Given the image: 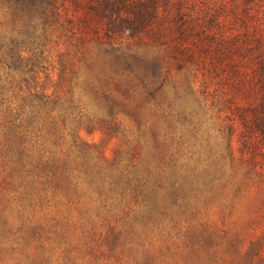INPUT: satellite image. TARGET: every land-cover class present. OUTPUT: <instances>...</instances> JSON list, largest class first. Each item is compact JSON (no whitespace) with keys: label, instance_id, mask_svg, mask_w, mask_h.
I'll return each mask as SVG.
<instances>
[{"label":"trees","instance_id":"obj_1","mask_svg":"<svg viewBox=\"0 0 264 264\" xmlns=\"http://www.w3.org/2000/svg\"><path fill=\"white\" fill-rule=\"evenodd\" d=\"M79 87L107 121L87 118ZM190 87L213 133L184 108ZM117 109L136 132L147 114V155L137 141L111 159L105 147L92 159L48 146L68 120L110 141ZM0 135L12 164L0 191L19 202L15 218L0 209V264H44L25 246L41 242L33 212L49 192L87 195L108 238L151 206L149 192L166 194L177 210L159 215L177 228L179 264H264V0H0ZM252 190L262 210L213 221L211 206Z\"/></svg>","mask_w":264,"mask_h":264},{"label":"rangeland","instance_id":"obj_2","mask_svg":"<svg viewBox=\"0 0 264 264\" xmlns=\"http://www.w3.org/2000/svg\"><path fill=\"white\" fill-rule=\"evenodd\" d=\"M47 73L48 71L41 70L38 76L40 79L37 82L42 83ZM48 85L47 82L46 86ZM79 90H81L80 104L84 107L87 118L92 122L97 119L107 121L109 118L106 112L100 110L93 98L82 92V88L79 87ZM190 90L192 98L184 108L196 111L203 129L213 133L207 108L192 87ZM50 92L48 91V94ZM115 115L118 124L111 127L110 141H107L102 132L89 133L90 128H87L86 125H82L78 130L77 123L68 120L62 130L57 128L56 131L50 130V132L55 131V134L49 138L48 146L52 151L62 154L60 156L73 155L79 147L86 152L88 158L92 159L97 156L94 153L96 148L103 150L105 147L104 155L111 159L117 149L123 147L126 150L129 143L136 141L139 143L143 156L152 151L154 146L152 133L145 127V122L148 120L147 114L140 118L142 125L139 132H136L134 119L128 112L117 109ZM137 134L139 135L136 139ZM2 150L3 147L0 144V177L12 168L9 156ZM120 158L122 162H127L125 154ZM11 177L14 178L15 184H18V174L15 173ZM147 195L152 200L151 206L142 211L141 215L134 217L133 222H120L116 232L108 238L109 229L101 223L99 217H96L100 210H87L88 202H90L87 195L77 201L71 195L67 199L62 194L53 195L49 192L41 204L34 201L38 204L34 208V219L43 223L41 242L35 245L28 243L25 248L36 253L37 251L33 247H38L43 254L44 264H179L182 247L180 239L176 236L177 228L171 229L174 225L173 222L170 223L168 219L162 220L159 215L164 210L177 209L171 204L166 194L154 195L149 192ZM0 197H2L3 203L0 209H13L11 215L15 218L17 214L14 209H19V202L10 199L4 190L0 191ZM91 199L93 200L94 197L92 196ZM262 199L263 195H260L256 190L245 193L242 198L233 199L229 195L225 201L227 207L216 204L210 207V210H215L212 219L219 225V211L217 210H233L237 216L242 215L244 210H262V205H259ZM25 202L27 203V201ZM40 205L42 208H39ZM148 210H151V214H154L155 218L161 219L158 220V225L152 223L148 218ZM157 226L159 227L157 228ZM122 233L123 236L120 237L119 234ZM7 238L9 239L8 235H5V239ZM5 258L6 264L11 263L8 254Z\"/></svg>","mask_w":264,"mask_h":264}]
</instances>
